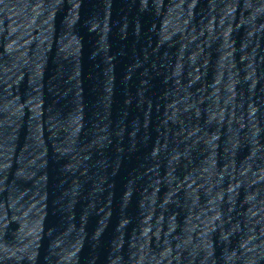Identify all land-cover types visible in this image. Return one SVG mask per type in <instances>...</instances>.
<instances>
[{
  "label": "water",
  "instance_id": "95a60500",
  "mask_svg": "<svg viewBox=\"0 0 264 264\" xmlns=\"http://www.w3.org/2000/svg\"><path fill=\"white\" fill-rule=\"evenodd\" d=\"M102 0H0V264H76Z\"/></svg>",
  "mask_w": 264,
  "mask_h": 264
}]
</instances>
